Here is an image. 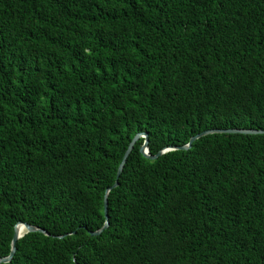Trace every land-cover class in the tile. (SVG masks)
<instances>
[{
  "label": "trees",
  "instance_id": "obj_1",
  "mask_svg": "<svg viewBox=\"0 0 264 264\" xmlns=\"http://www.w3.org/2000/svg\"><path fill=\"white\" fill-rule=\"evenodd\" d=\"M264 0H0L5 264H264ZM63 236L62 238H57Z\"/></svg>",
  "mask_w": 264,
  "mask_h": 264
},
{
  "label": "water",
  "instance_id": "obj_2",
  "mask_svg": "<svg viewBox=\"0 0 264 264\" xmlns=\"http://www.w3.org/2000/svg\"><path fill=\"white\" fill-rule=\"evenodd\" d=\"M210 134H243V135H256V134H264V130H255V129H215V130H206L203 132H200L196 135H194L193 137H191L189 139V141L182 145V146H170V147H166L163 148L162 150L158 151V153H156L155 155H150L148 152V138H147V134L146 133H137L132 140L130 141V143L128 144V147L122 157V160L116 170V175H115V180L114 183L111 185V187H109L108 189L105 190L104 193V197H103V217H104V222L102 224V226L96 230V231H89L88 235L89 237H95L100 235L104 230L107 229L109 223H108V216H107V197L109 194V191L113 188H115L118 185V178L122 172L124 163L126 161L127 156L129 155V153L131 152L133 145L135 144V142L139 139V138H143V144L142 146L139 148V152L146 158L150 159V160H155L156 158H158L159 156L167 153V152H171V151H186L188 149H190L191 145L193 142H195L196 140L200 139L201 137L210 135ZM34 232H38L41 234H44L46 236H48L49 234L44 231L43 229L33 226V225H29L27 223H22L19 222L14 226V231H13V236H12V240H11V244H10V251L9 254L6 257L0 258V264H5V263H9L14 255L15 252V243L17 240H19L20 238H22L24 235L28 234V233H34ZM63 236H58L57 238H62Z\"/></svg>",
  "mask_w": 264,
  "mask_h": 264
}]
</instances>
